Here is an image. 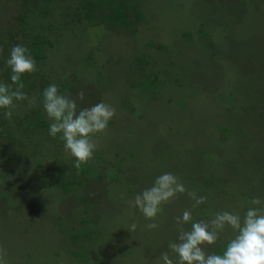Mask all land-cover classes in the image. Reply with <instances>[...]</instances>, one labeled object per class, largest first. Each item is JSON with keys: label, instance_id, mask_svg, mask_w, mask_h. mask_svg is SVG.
I'll use <instances>...</instances> for the list:
<instances>
[{"label": "rangeland", "instance_id": "rangeland-1", "mask_svg": "<svg viewBox=\"0 0 264 264\" xmlns=\"http://www.w3.org/2000/svg\"><path fill=\"white\" fill-rule=\"evenodd\" d=\"M125 3L133 10L120 16L123 25L100 15L64 35L101 74L96 90L73 89L74 97L85 93L78 107L116 109L89 161L93 172L68 175L72 156L63 168L64 157H39L24 133L4 136L12 121L0 124V246L9 264H154L166 251L175 259L168 245L178 237L174 218L192 206L187 194L164 205L151 230L153 221L128 203L164 172L207 197L192 210L197 221L224 210L243 215L250 199L264 200V0ZM137 55L149 59L145 88ZM45 140L60 152L51 135ZM120 158V179L112 180L105 168L116 171ZM232 235L226 229L205 251L222 253Z\"/></svg>", "mask_w": 264, "mask_h": 264}, {"label": "clouds", "instance_id": "clouds-1", "mask_svg": "<svg viewBox=\"0 0 264 264\" xmlns=\"http://www.w3.org/2000/svg\"><path fill=\"white\" fill-rule=\"evenodd\" d=\"M11 70V83L0 82V110L3 118L11 121L16 102H27L31 108L36 97L27 95L22 77L37 70L36 61L30 49L24 45L13 46L6 60ZM41 103L49 120V135L63 141L64 151L74 157L73 166L79 170L88 163L99 145V135L107 130L116 109L108 103L99 102L91 107L79 108L77 101H83L85 93L79 90L76 96L61 93L56 84H50L41 93ZM181 194H187L192 206L176 216L178 237L170 242L169 252H163L154 264H264V200L253 197L243 215L227 210L215 212L209 220H195L192 210L206 203L207 197L189 191L173 173L164 172L157 176L153 184L137 194L129 205L138 208L149 221L147 229H156V217L163 206ZM189 225L190 227H185ZM137 224L132 223L127 230L134 232ZM231 229L233 235L227 240L220 254L208 253L207 246L216 245L221 234ZM7 250L0 246V264H9Z\"/></svg>", "mask_w": 264, "mask_h": 264}, {"label": "trees", "instance_id": "trees-1", "mask_svg": "<svg viewBox=\"0 0 264 264\" xmlns=\"http://www.w3.org/2000/svg\"><path fill=\"white\" fill-rule=\"evenodd\" d=\"M10 1L14 2V8L0 7V82L11 83V70L6 66V60L9 58L11 48L17 44L26 46L30 49L36 61L37 70L22 77V82L25 85L23 91L29 96H35L36 104L28 108L26 101L16 102L11 120L15 129L12 130L9 126H6V133L3 131L4 136L14 139L17 137L18 132L24 133V135L28 136V140L34 144L31 147L36 150L39 157L47 153L46 158H49V156L50 159L54 157L53 163H57L60 155L64 157V159L60 160V164L65 168L66 163H69L67 159L71 155L64 151L63 141L59 136L52 137L60 149L58 153L52 146L53 141L50 140L49 143L45 140V135L49 134L50 122L41 103V93L48 85L56 84L61 93H71L73 96L72 92L75 87L84 88L93 86L95 83H98L99 75L101 74L100 70L97 71L94 68L97 61H92L90 53L80 51L78 46L74 43L72 44L71 40L68 41L64 35L69 33L76 34L77 31L84 30L92 19L95 20L98 17L99 20L100 15H108L110 19L113 18L115 20L116 24L123 25V20L120 16H129L131 6L126 7L125 0ZM127 22L129 24L127 28H130L134 33L135 30L132 27L131 20L127 19ZM149 42L151 44L152 40ZM137 56L139 58L138 63L134 64V66H140L139 69H141L143 80L147 77L144 76L141 65H148L149 59ZM101 66H103V63ZM113 74L114 70L105 74L109 85L110 81L114 78ZM144 80L148 82L144 85L145 88L150 83L149 80ZM136 83L133 84L136 85ZM127 84L132 88L130 81H127ZM2 111L0 110V124L7 122L10 124L9 120L1 117ZM2 136L3 134L0 133V138ZM139 142L141 141L139 140ZM38 147L40 148L38 149ZM95 157L102 159L103 162L106 160V156L102 154H96ZM72 159L74 160L75 158L71 157L70 160ZM115 164L117 170L112 171L105 168V174L112 180L119 181L118 172L121 171V168L123 169L121 158ZM38 167H44V163L39 161ZM99 167H105V165ZM81 168L84 173L85 171H94L90 162L82 164ZM75 172H77V169L73 166L67 174L73 175ZM100 175L101 173H99ZM84 178L87 177L84 176ZM75 180L79 184L85 181L84 179L83 181Z\"/></svg>", "mask_w": 264, "mask_h": 264}, {"label": "crops", "instance_id": "crops-1", "mask_svg": "<svg viewBox=\"0 0 264 264\" xmlns=\"http://www.w3.org/2000/svg\"><path fill=\"white\" fill-rule=\"evenodd\" d=\"M131 9H132V8H131ZM131 9H130V10H131ZM132 10H133V9H132ZM133 12H134V11H133Z\"/></svg>", "mask_w": 264, "mask_h": 264}]
</instances>
